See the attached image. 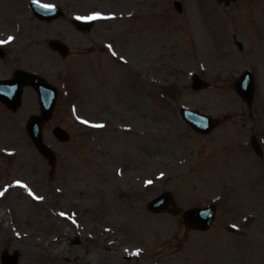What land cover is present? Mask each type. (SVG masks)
Wrapping results in <instances>:
<instances>
[{
	"label": "rangeland",
	"instance_id": "374dc122",
	"mask_svg": "<svg viewBox=\"0 0 264 264\" xmlns=\"http://www.w3.org/2000/svg\"><path fill=\"white\" fill-rule=\"evenodd\" d=\"M29 1L0 0V39L11 38L0 76L32 66L59 87L43 128L57 161L51 171L25 131L37 112L33 91L24 90L15 112L0 103V253L17 252L18 264H78V256L95 264H264V154L248 142L257 133L264 150V0H181V13L173 0H36L61 6L65 15L52 21L36 18ZM91 13L100 19L87 31L70 23ZM48 38L63 39L73 55L62 59ZM245 68L255 81L249 108L233 89ZM194 72L206 88H191ZM181 106L219 123L198 134ZM56 124L68 142L53 137ZM164 189L182 210L214 202L209 229L148 211ZM101 239L120 242L123 255H106Z\"/></svg>",
	"mask_w": 264,
	"mask_h": 264
},
{
	"label": "water",
	"instance_id": "95a60500",
	"mask_svg": "<svg viewBox=\"0 0 264 264\" xmlns=\"http://www.w3.org/2000/svg\"><path fill=\"white\" fill-rule=\"evenodd\" d=\"M33 12L41 19L50 20L57 17L60 14L58 8H44L34 2H31ZM180 5H178V8ZM77 27L82 29H88L91 22H76ZM49 45L52 49H55L62 54H65L67 48L62 42L58 40H50ZM31 85L36 90L40 115H32L29 117L26 123V129L29 136L37 149L46 156L50 163L54 161V155L51 150L42 141V126L44 122L50 117L54 107L56 99V89L52 85L48 84L41 77L36 76L33 73L25 72L22 70H16L13 77L8 80L0 81V101H2L7 107L15 109L20 103V95L22 86ZM197 76H194L193 86H204ZM235 89L239 95L245 99L247 104H250L253 94V80L248 71H244L235 82ZM183 118L197 131L206 133L210 131L216 124V119L207 115L200 114L197 111L181 109ZM53 133L59 140H67L68 134L60 127H55ZM251 144L256 152L259 153V146L254 137L251 139ZM170 204V207H167ZM147 207L152 211H162L168 209L172 213H177L179 210L176 207L171 194L167 191H163L158 196L152 198L147 202ZM215 214L214 205H206L202 207H192L186 210L183 214V218L186 224L192 225L197 229H207L213 220ZM17 255L15 253L9 254L4 251L1 254V261L3 264H17Z\"/></svg>",
	"mask_w": 264,
	"mask_h": 264
},
{
	"label": "bare ground",
	"instance_id": "6f19581e",
	"mask_svg": "<svg viewBox=\"0 0 264 264\" xmlns=\"http://www.w3.org/2000/svg\"><path fill=\"white\" fill-rule=\"evenodd\" d=\"M151 17H153L152 19L155 21V16H151ZM161 18L163 20H165V19L168 20L169 17L167 15L163 14V12H162L161 13ZM182 25L184 27H186V30H189L188 22L187 21H183ZM204 34L205 35H209V34L206 33V30H205ZM188 40L191 41L192 40L191 37L188 38ZM118 213H119L118 211L112 210V216H117ZM0 220L1 221H4V214L2 215L0 213ZM138 224H140V223L139 222L137 223V227H139ZM1 227L3 229H5V230L7 228L6 226H3V225H1ZM110 229H111V227H108L107 229L104 228V231L109 232ZM54 239L57 240L56 238H54ZM100 244L105 249V254L106 255H114V256H117V257H121L123 255L124 248L123 247L122 248L118 247V245H120V242H114V241H109V240L101 239L100 240ZM77 262H78V264H95L93 262V260L91 258H89L88 256H78L77 257Z\"/></svg>",
	"mask_w": 264,
	"mask_h": 264
},
{
	"label": "snow or ice",
	"instance_id": "6c2138e0",
	"mask_svg": "<svg viewBox=\"0 0 264 264\" xmlns=\"http://www.w3.org/2000/svg\"><path fill=\"white\" fill-rule=\"evenodd\" d=\"M95 17H90V19H94ZM11 39V38H9ZM0 43H6V41H0Z\"/></svg>",
	"mask_w": 264,
	"mask_h": 264
}]
</instances>
